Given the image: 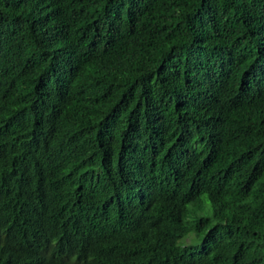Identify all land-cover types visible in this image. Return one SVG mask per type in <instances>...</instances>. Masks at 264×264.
Segmentation results:
<instances>
[{"label": "trees", "instance_id": "trees-1", "mask_svg": "<svg viewBox=\"0 0 264 264\" xmlns=\"http://www.w3.org/2000/svg\"><path fill=\"white\" fill-rule=\"evenodd\" d=\"M0 264H264V0H0Z\"/></svg>", "mask_w": 264, "mask_h": 264}, {"label": "clouds", "instance_id": "clouds-1", "mask_svg": "<svg viewBox=\"0 0 264 264\" xmlns=\"http://www.w3.org/2000/svg\"><path fill=\"white\" fill-rule=\"evenodd\" d=\"M196 181H197V180H195V182H196ZM182 188H183L182 184H179V185L176 186V187H169V188H166L165 193H166L167 196L180 197V196L182 195ZM185 193L187 194V191H185ZM187 195H188V194H187ZM193 200H194V201H198V203H197V204H190L189 206H192L193 208H197V209L200 208V203H201L202 200L208 202L206 195H199V196L193 198ZM208 203H209V202H208ZM209 206H210V203H209ZM210 212H211L210 216H205V217H204V216H197L196 214H194V215L192 214V215H193V217H194L195 219H196V218H199V217H201L200 219H209V218L212 217V214H213L212 209H211V206H210ZM188 238L190 239L191 237L188 236ZM46 256H47L48 258L52 259V260H56V258L53 257V256H48V255H46Z\"/></svg>", "mask_w": 264, "mask_h": 264}, {"label": "rangeland", "instance_id": "rangeland-1", "mask_svg": "<svg viewBox=\"0 0 264 264\" xmlns=\"http://www.w3.org/2000/svg\"><path fill=\"white\" fill-rule=\"evenodd\" d=\"M199 209L201 210L196 213L197 216H210V206L207 201L202 200Z\"/></svg>", "mask_w": 264, "mask_h": 264}]
</instances>
